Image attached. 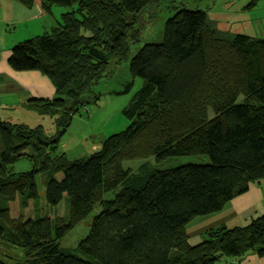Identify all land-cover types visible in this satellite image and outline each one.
I'll return each mask as SVG.
<instances>
[{
	"label": "trees",
	"instance_id": "1",
	"mask_svg": "<svg viewBox=\"0 0 264 264\" xmlns=\"http://www.w3.org/2000/svg\"><path fill=\"white\" fill-rule=\"evenodd\" d=\"M15 1L29 7L35 0ZM159 2L41 0L46 12L62 8L60 21L15 44L8 64L49 79L55 97L39 102L44 112L53 107L57 125L67 128L80 108L99 99L95 88L110 67L132 58L140 44L133 24ZM209 27L204 11L175 8L163 22L161 41L116 92L128 93L136 79L141 83L124 109L129 126L85 159L69 161L59 152L61 132L49 143L36 128L0 120V245L15 252L13 258L1 254L0 264H215L249 252L264 255V215L244 227L210 228L194 246L185 231L250 183L264 184V39ZM37 138L56 146L43 155L45 144ZM28 149L40 155L39 164L13 173L12 163ZM199 156L208 161L165 170L146 166ZM132 161L144 162L136 177L143 182L133 178L127 185L125 164ZM37 175L45 205L56 208L66 200L67 216L10 221L8 203L18 200L23 211L39 201ZM89 217L76 253L63 252L59 241Z\"/></svg>",
	"mask_w": 264,
	"mask_h": 264
},
{
	"label": "rangeland",
	"instance_id": "2",
	"mask_svg": "<svg viewBox=\"0 0 264 264\" xmlns=\"http://www.w3.org/2000/svg\"><path fill=\"white\" fill-rule=\"evenodd\" d=\"M181 4H186L193 10L204 11L207 15L208 25L211 26L210 29L225 34H243L264 39V0H160L159 4L149 7L133 24L132 30H136L133 33L137 36L140 44L138 47L133 46L132 58H129L128 62L120 65L117 69L114 67L113 70L110 67V76L103 78L95 88L99 99L91 105L80 108L72 116L67 128L57 125V115H54L57 111L53 107L45 108L44 112L43 107H40V102H36V105L30 108L24 104H18L13 109L0 107V120L12 125L18 124L36 128L40 131L42 139L49 143L53 141L58 132H61L60 144L58 145L59 152H64L69 161L85 159L92 152L94 146L100 145L107 137L119 133L129 126L130 121L126 119L124 109L130 104L141 83L136 79L128 93L117 95L116 92L122 89L125 80L130 79V74L135 70L137 61L161 41L163 22L171 17L175 8ZM61 13L62 8L51 6V12L47 13L49 19L46 31L50 27L57 26L61 19ZM42 32L37 23H34L27 28L17 25L11 34L13 40L21 42L27 38L40 35ZM46 145H42L43 155L49 154L52 147L56 146L55 144L52 147ZM40 160V155H36L33 150L28 149L24 151V156L12 163L11 171L16 174L31 171L39 164ZM207 161L205 156L179 157L172 158L161 166L153 160H149L146 162V166L150 169L161 167L165 170L167 167L173 168L184 163H206ZM143 163L132 161L125 164L131 172L127 185H130L131 179H136L140 175L139 167ZM35 179L39 201L37 204L30 202L23 211L18 206V200L8 203L9 220L17 222L29 215H49L52 220L56 217L67 216L68 205L66 200L56 208L47 207L43 201L42 178L37 175ZM136 180L138 183L143 182L141 178L139 181ZM90 221L91 217L85 219L59 241V246L63 252L76 253L78 242L89 232ZM4 249L5 247L0 245V250L4 252L0 253V256L6 254L10 258L14 257V250L9 249L7 250L8 253ZM8 260L11 261V259Z\"/></svg>",
	"mask_w": 264,
	"mask_h": 264
},
{
	"label": "crops",
	"instance_id": "3",
	"mask_svg": "<svg viewBox=\"0 0 264 264\" xmlns=\"http://www.w3.org/2000/svg\"><path fill=\"white\" fill-rule=\"evenodd\" d=\"M50 12L51 9L46 12L42 8L39 0H35L29 7L15 0H0V107L3 109L7 107L13 109L18 104L30 108L35 105V100L53 99L51 97L54 96V89L47 77L42 76L38 71H14L8 64L11 48L19 43L12 39L11 34L16 26L22 25L27 28L30 24L37 23L43 34L48 28L47 13ZM53 28L50 27L47 32ZM98 148L99 145H96L93 150ZM262 215H264V184L250 183L245 193L234 197L221 211L191 220L185 227L188 242L192 246L198 244L204 232L210 228L244 227L252 219ZM215 264H264V255L258 256L249 252L240 258L223 257Z\"/></svg>",
	"mask_w": 264,
	"mask_h": 264
},
{
	"label": "bare ground",
	"instance_id": "4",
	"mask_svg": "<svg viewBox=\"0 0 264 264\" xmlns=\"http://www.w3.org/2000/svg\"><path fill=\"white\" fill-rule=\"evenodd\" d=\"M191 9V8H190ZM193 10V9H192ZM54 89V88H53ZM54 95H55V92H54ZM55 96H53V97H51V98H54ZM36 102H39V101H37V100H35V102L34 103H36ZM40 104H42V103H40ZM40 107H45V105H40ZM189 243V242H188ZM194 246V245H193Z\"/></svg>",
	"mask_w": 264,
	"mask_h": 264
},
{
	"label": "water",
	"instance_id": "5",
	"mask_svg": "<svg viewBox=\"0 0 264 264\" xmlns=\"http://www.w3.org/2000/svg\"><path fill=\"white\" fill-rule=\"evenodd\" d=\"M38 142L42 143V144H47V142H44L43 140H41L40 138H37Z\"/></svg>",
	"mask_w": 264,
	"mask_h": 264
}]
</instances>
